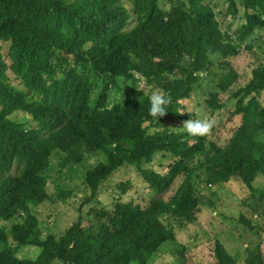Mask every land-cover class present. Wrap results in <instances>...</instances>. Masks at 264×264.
Instances as JSON below:
<instances>
[{
  "label": "trees",
  "instance_id": "16d2710c",
  "mask_svg": "<svg viewBox=\"0 0 264 264\" xmlns=\"http://www.w3.org/2000/svg\"><path fill=\"white\" fill-rule=\"evenodd\" d=\"M161 1L131 0L139 23L127 30L130 16L119 0H0V42L10 44L9 66L0 55V222L13 223L9 230L0 228V264H146L171 240L163 216L180 223L196 220L200 200L190 174L170 203L154 199L144 208L119 201L111 210L93 208L88 226L79 219L59 238L42 239L30 214L31 207L48 198L43 174L55 148L70 152L82 146L104 154L105 162L86 175L87 205L125 165H135L149 187L161 193L185 170L177 166L162 176L142 168L158 152L180 158L192 154L183 134L149 129L179 113L195 75L212 66L210 56L237 55L238 50L206 0H163L168 11L161 9ZM226 2L227 15L235 17L238 7L244 10L242 41L264 28V0ZM80 68L106 80L139 74L162 85L171 97L169 112L157 123L148 115L147 99L109 110L91 107L93 86ZM7 70L22 80L25 91L7 85ZM236 80L232 72L219 87L226 91ZM243 91H264V69L253 72ZM207 106L221 109L223 100L212 95ZM17 112L30 115L34 126L11 119ZM238 113L242 123L227 146L211 145L212 154L199 166L211 185L232 179L250 183L264 171V107L251 100ZM257 194L264 199V190ZM30 246L40 249L35 259L17 257ZM219 260L230 264L223 256Z\"/></svg>",
  "mask_w": 264,
  "mask_h": 264
},
{
  "label": "rangeland",
  "instance_id": "374dc122",
  "mask_svg": "<svg viewBox=\"0 0 264 264\" xmlns=\"http://www.w3.org/2000/svg\"><path fill=\"white\" fill-rule=\"evenodd\" d=\"M206 3L214 11L221 31L230 36L231 44L238 53L210 56L212 66L195 75L191 93L182 101L179 113L168 116L157 129H149L150 133L167 131L183 134L191 156L180 158L169 152H158L150 163L142 164L143 169L153 170L162 176H169L177 166L186 171H182L171 187L161 193L149 187L135 165H125L102 183L97 201L87 205L85 200L90 197L91 191L85 183L86 175L105 162L104 154L89 152L78 146L70 151L80 158L76 162L69 151L55 148L49 168L43 174L48 198L39 206L30 208L42 239L50 235L56 238L63 236L79 219H82L83 226H88L93 208L111 210L119 201L133 202L144 208L154 199L170 203L190 174L200 200V213L192 223H180L163 216L162 221L172 230L171 240L163 244L146 264H221L220 256L227 258L230 264H264V199L257 194V191L264 190V171L250 183L232 179L229 183L211 185L205 170L199 168L202 161L212 154L211 145L219 148L227 146L242 123V115L238 113L240 107L251 100L264 107V91L251 94L243 91L252 80L253 72L264 69V28L255 29L242 41L240 35L246 24L244 10L238 7V14L232 17L226 13V0H206ZM119 4L128 11L127 30H131L139 23L134 5L131 0H119ZM160 7L168 11L170 5L162 0ZM261 19L264 20V15ZM9 45V42H0V55L8 66ZM133 61L137 62L136 59ZM232 72L237 74V80L222 91L220 80ZM79 73L89 78L93 86L89 105L100 106L99 110L149 100L153 92L167 91L166 87L155 82L148 83L139 74L111 81L88 69L80 68ZM6 76L8 86L19 91L26 90L22 80L10 70H7ZM212 95L223 100L221 109L214 111L208 108L207 101ZM185 111L189 114L182 113ZM10 117L19 123L34 126L28 114L17 112ZM189 118L210 119L213 127L203 137H192L180 128ZM260 140L264 141V134ZM199 146L202 148L199 149ZM12 225L0 222V228L9 230ZM39 253L40 249L30 246L20 249L17 257L35 259Z\"/></svg>",
  "mask_w": 264,
  "mask_h": 264
},
{
  "label": "clouds",
  "instance_id": "9594fccd",
  "mask_svg": "<svg viewBox=\"0 0 264 264\" xmlns=\"http://www.w3.org/2000/svg\"><path fill=\"white\" fill-rule=\"evenodd\" d=\"M171 97L164 92H153L149 97L148 115L157 123L159 118L169 112ZM182 113H188L187 111ZM181 113V114H182ZM189 114V113H188ZM213 127V121L210 119L189 118L184 121L181 130L192 137H203L207 135Z\"/></svg>",
  "mask_w": 264,
  "mask_h": 264
}]
</instances>
